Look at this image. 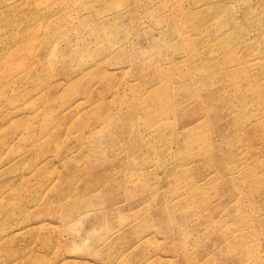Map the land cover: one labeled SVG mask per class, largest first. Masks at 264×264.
<instances>
[{
  "label": "rangeland",
  "instance_id": "1",
  "mask_svg": "<svg viewBox=\"0 0 264 264\" xmlns=\"http://www.w3.org/2000/svg\"><path fill=\"white\" fill-rule=\"evenodd\" d=\"M255 118L264 0H0V264H264Z\"/></svg>",
  "mask_w": 264,
  "mask_h": 264
},
{
  "label": "bare ground",
  "instance_id": "2",
  "mask_svg": "<svg viewBox=\"0 0 264 264\" xmlns=\"http://www.w3.org/2000/svg\"><path fill=\"white\" fill-rule=\"evenodd\" d=\"M176 44V43H175ZM171 46V45H170ZM182 50V49H181ZM184 50V49H183ZM92 55V54H91ZM175 60V59H174ZM176 61V60H175ZM178 61H176L175 63H177ZM103 72L101 71V70H98V71H96L95 73H94V75L95 76H99V75H101ZM148 72H144V73H142V76H143V78L144 79H148V77H149V73L147 74ZM163 73V72H162ZM65 74V73H64ZM72 78L70 77V76H66L65 75V78L62 80V81H60L59 82V84H57V86H59V85H64V84H68V86L70 85V80H71ZM105 81V83H107V81L109 80L108 78L106 79H104ZM165 81H167L166 83H167V85L168 86H170L171 85V82H168L169 80H167L166 78L164 79ZM169 83H170V85H169ZM105 85H108V84H105ZM186 87H188L187 86V84L185 85V84H182L181 85V88H183V90L185 91V95L186 96H189L186 100H185V102L184 101H182V99H180V100H178V101H174L173 99H170V98H168L169 96H167L166 94L163 96L164 97V99H161L160 101L163 103V104H165L166 103V101H168V102H170L171 103V101L173 102V104H172V106H170L169 108L171 109L172 108V111H171V114L173 115V117L175 118V121H177V122H179L181 119H184V118H186L188 115V113H186V110H187V104L189 105V104H191V103H193V101H194V104L196 103V99L194 98V95H192L191 94V96H190V93L188 92V89L189 88H186ZM156 89L158 90V88L156 87ZM86 91V90H85ZM101 95V94H100ZM220 97H222V96H220V95H218V96H215V98H216V100L217 101H222V99L220 100ZM122 99H124V97H122ZM209 100H212V95H209V98H208ZM193 100V101H192ZM75 102V100H73L72 101V103L71 104H73ZM100 103H99V106H100V110H101V112L103 111V109H104V102L103 101H99ZM80 104V106H82L84 103L83 102H80L79 103ZM79 104H76L77 106H75V108H78L79 107ZM197 105V104H196ZM69 106V105H68ZM68 106H66V108H68ZM97 107H98V105H97ZM201 108V107H200ZM213 108V105L211 104V103H209V104H207L206 105V109L207 110H213L212 109ZM109 117H105L104 116V114L103 115H101V119H97V121H96V123H98L97 125H100V124H102V127H101V131L100 132H102V131H104V128H106L107 126H110V127H112L113 125V121L112 120H109L108 119ZM137 118V117H136ZM108 122V124H107V126H105L104 124H106ZM46 124H50V123H52V121H51V119L50 120H47V122H45ZM128 124V123H127ZM261 125H263V121L261 120V118H255V119H249L246 123H245V129H247L246 131H247V136H248V139H249V141H253V142H257V143H260L261 144V146L262 147H264V129H261L260 127H261ZM112 129V128H111ZM110 129V130H111ZM119 129V128H118ZM118 129H116V131L118 130ZM122 129H120V130H118V132L119 131H121ZM92 131V129L90 130V132ZM110 132L109 133V139H110V143H114L115 142V139H117V137H119L118 136V133L117 132ZM96 134H98L97 132H94V133H90V137H91V139L92 138H94V140L92 139V141H94L95 143H98V140L97 139H95L96 137H93L94 135H96ZM46 143H50V145L52 144V145H54L55 147H57V146H59L60 145V139H59V136H56V135H54V136H49L48 138H47V142ZM256 143V144H257ZM97 145V147L99 146L98 144H96ZM133 146H135V145H132V143H131V145L129 146V147H133ZM96 151H99V149L98 148H96ZM101 152V151H100ZM234 151H231V153H229V157H231L232 155H234ZM231 158H234V157H231ZM248 174V173H247ZM249 174L252 176V178L254 177V171H249ZM91 183H89V184H87V185H90ZM93 187L94 186H87V188H85L84 190H89V191H92L93 190ZM72 187H70V189H71ZM88 202V200H86V203ZM44 211L43 212H47V210H48V213H50V209L48 208V207H44V209H43ZM69 216H71V213L69 214ZM73 218H75V216H73L72 215V219ZM78 218H79V216H78ZM155 221V220H154ZM182 222H184L185 221V218L184 219H182L181 220ZM167 222H173V223H175L176 222V226L179 228V232H180V234L181 235H186V233L188 232V229H186V228H183V226L179 223V220H177V218L176 217H174V218H172V216H168L167 218H164L162 215H161V217H160V220L159 221H157L156 223H167ZM177 227H174V228H176L177 229ZM183 228V229H182ZM178 230V229H177ZM227 252V251H226ZM228 253V252H227Z\"/></svg>",
  "mask_w": 264,
  "mask_h": 264
}]
</instances>
